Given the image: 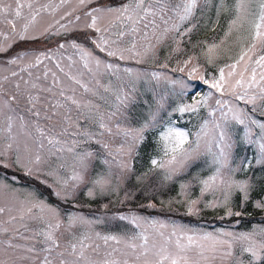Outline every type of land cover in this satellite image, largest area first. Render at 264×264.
Segmentation results:
<instances>
[{"label":"snow or ice","instance_id":"1","mask_svg":"<svg viewBox=\"0 0 264 264\" xmlns=\"http://www.w3.org/2000/svg\"><path fill=\"white\" fill-rule=\"evenodd\" d=\"M0 56V264H264V0H0Z\"/></svg>","mask_w":264,"mask_h":264},{"label":"trees","instance_id":"2","mask_svg":"<svg viewBox=\"0 0 264 264\" xmlns=\"http://www.w3.org/2000/svg\"><path fill=\"white\" fill-rule=\"evenodd\" d=\"M207 25H211V24L207 23ZM199 29H200V34L201 33L203 34L205 31L208 30V27L206 26L204 28V26H202ZM83 36H84L83 32L74 31V32L70 33L68 37H74V38L82 39ZM54 39H61L62 40L63 37H57V38H54ZM35 46H42V45L37 44ZM16 47H17V49H19V48L26 47V45H17ZM10 54L11 53H9L8 55H10ZM0 57L3 58V56H0ZM150 148H151V146L147 145V144L143 147V151H142L140 160L143 162L144 166H146L147 158L151 154L150 153ZM136 167H138V163L136 164ZM140 202H143V201H140ZM83 203L84 202H82V204ZM89 203H91V207L90 208L85 205L80 210L83 211L85 214H88L90 212L98 211L99 202H89ZM128 208L138 209V202L133 201V202L128 203L125 206V210H127ZM113 210H115V208ZM140 211L144 212V214H147V215L159 216L161 218H169V219L179 220V221H182L184 223H191V224H199L200 225L202 222H204L208 226H215L217 224H221V223H224V222L225 223H229L228 220L220 221L218 219V215H212L210 212L209 213H204L200 217L197 218V217H186V216H183L182 215L183 209H180L179 211H168L167 209H165L164 211H159V212L158 211L145 212L144 210H140ZM248 211L251 212L252 215L247 217V218H241L242 219L241 227L249 226L246 223V220L259 221L262 218V216H264V214H260V213H258L256 210H254L252 208H249ZM235 219H237V218H233V220H235ZM107 227L111 228V229H114L116 231H119L121 229H124L125 226L122 225V224L117 226L115 223H113L111 225H108Z\"/></svg>","mask_w":264,"mask_h":264},{"label":"rangeland","instance_id":"3","mask_svg":"<svg viewBox=\"0 0 264 264\" xmlns=\"http://www.w3.org/2000/svg\"><path fill=\"white\" fill-rule=\"evenodd\" d=\"M105 2H109V0H105ZM207 23L211 24V21H209ZM206 26L208 27V30L205 31L203 34L202 33L200 34V29L193 33L192 44H197L198 42H202V41H207V42L210 43L213 40H216L217 42H219V40L223 36L224 29L227 26V17H225V16L221 17L219 24H217L215 26V30H212L211 25H205L204 28ZM72 38H74V37H68V39H72ZM200 46L202 47L203 45H200ZM226 47H227V51H224V52L221 53L219 58L216 60V65L215 66H211V67H207L206 66L208 71L218 74L216 66H221L222 67V66H224L226 64L232 63V62H234L235 58H237L238 55L240 54V45L238 43L230 41ZM186 48H187V51L183 55H188V54L199 55V52H200V48L199 47L193 48L192 45H186ZM166 52H167L166 48H162L161 49V58H163V56L166 54ZM183 55L180 58H183ZM173 60H175V57L173 58ZM0 63H3V58L2 57H0ZM201 63H203V58L202 57H201ZM225 70L227 71V69H225ZM199 88H200L201 92L207 91V87L206 86L200 85ZM192 123H195V119L194 118H193ZM188 126L191 127L192 125L189 124ZM94 147H96V146H94ZM152 152H153V148L151 146L150 153L152 154ZM143 167H144L143 162L141 160H139L138 161L137 170H141ZM194 194H198V192L194 193ZM171 195L174 196L175 195V191H173L171 193ZM165 198H167V197H165ZM210 213L212 215H218L217 213H214V212H210ZM156 217H159V216H156ZM175 221L182 222V221H179V220H175ZM228 224L229 223H225L224 222V223H221V224H217L215 226L216 227L221 226V225L227 226ZM193 225H195V224H193ZM200 225L204 226L206 228L209 227L204 222H202ZM247 227H249V226H247ZM247 227H242V228H247ZM111 230L112 231H116L114 229H111ZM122 230H124V229H121L119 231H122Z\"/></svg>","mask_w":264,"mask_h":264}]
</instances>
